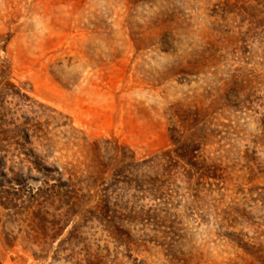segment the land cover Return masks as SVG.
Listing matches in <instances>:
<instances>
[{
    "label": "rangeland",
    "instance_id": "1",
    "mask_svg": "<svg viewBox=\"0 0 264 264\" xmlns=\"http://www.w3.org/2000/svg\"><path fill=\"white\" fill-rule=\"evenodd\" d=\"M0 37L61 173L0 185V264H264V0H0ZM171 136L197 170H131ZM59 178L83 207L44 236L26 191Z\"/></svg>",
    "mask_w": 264,
    "mask_h": 264
},
{
    "label": "trees",
    "instance_id": "2",
    "mask_svg": "<svg viewBox=\"0 0 264 264\" xmlns=\"http://www.w3.org/2000/svg\"><path fill=\"white\" fill-rule=\"evenodd\" d=\"M5 48L6 43L0 44V49L5 51ZM34 104L35 102L25 92H22L21 87L10 79L9 66L5 60H2L0 62V185L6 183L21 187V185L27 184L29 180L40 181V176H51L54 173L58 176L61 175L58 168L45 164L44 158L35 151V141L44 142L48 140V133L45 131L49 125L47 120L44 122L38 121V112L32 108ZM58 117L62 118L61 114H58ZM171 140L176 148L165 152L161 156L144 161L141 165L131 163V170L135 171L140 166L149 164L152 169L165 167L169 171L179 166V163H182L181 167L184 168L186 176L190 175L191 169L197 170L198 165L194 160L193 151L191 152V144H180L172 136ZM185 166H188L189 170H186ZM32 173H36V175ZM58 182L60 185H45L38 187L34 192L33 190L26 191L29 202L27 208L36 207L31 216L35 224L34 228L42 231L44 236H46L47 227H43L44 219L42 215H49L44 210L45 207L49 210L52 209L53 214L60 218H73L80 215L81 207H83L82 204L73 201L72 187L61 185L63 182L60 178ZM20 192L21 190H18V188H11L10 192L0 189V207L3 210H15L18 206L16 200L21 199L22 194ZM116 208H118L116 204H112V208L109 203L97 205V212L93 211V213L97 214L99 220L108 222L109 218L118 217L109 215L112 212L118 215L120 212L115 211ZM149 211L142 209L137 213L129 214L127 220L137 222L146 218ZM88 213H91V211H88ZM14 214H18V212L14 211ZM112 226L118 233V228L114 227L115 225ZM54 228L56 230L51 239H54L61 230L57 227L55 221L50 230H54Z\"/></svg>",
    "mask_w": 264,
    "mask_h": 264
}]
</instances>
